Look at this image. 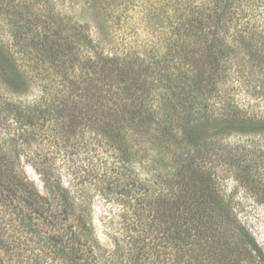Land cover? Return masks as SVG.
<instances>
[{"label":"trees","instance_id":"1","mask_svg":"<svg viewBox=\"0 0 264 264\" xmlns=\"http://www.w3.org/2000/svg\"><path fill=\"white\" fill-rule=\"evenodd\" d=\"M77 1L0 0V264H264L217 173L264 204V0Z\"/></svg>","mask_w":264,"mask_h":264},{"label":"rangeland","instance_id":"2","mask_svg":"<svg viewBox=\"0 0 264 264\" xmlns=\"http://www.w3.org/2000/svg\"><path fill=\"white\" fill-rule=\"evenodd\" d=\"M44 6H48L50 3L55 4L56 0H38ZM58 0V5L61 3ZM78 5L80 6V13L85 14L84 10L89 8L91 2L88 0H78ZM63 5H66V2H63ZM137 5V4H136ZM61 5L57 7V9H61ZM94 15V20L96 16L101 17V14H98L96 10L90 8ZM119 9V8H118ZM89 11V10H87ZM119 9V13H120ZM140 8L134 5H130L128 10L125 13H122V17L126 18L125 23H131L134 26V23L140 22L139 15ZM121 22V25H123ZM96 23H98L97 27H99V32L102 34L103 30H106L104 26V22H102L101 18L96 19ZM135 30L127 28V30H118V26H115L113 29L112 36L114 41V46H121L126 39H131L135 35ZM2 37H5L3 32H0ZM245 101H248L246 98L241 97ZM260 110L264 113V100L259 102ZM264 147V144H263ZM24 171L28 178L34 182L36 187L43 193L42 182L39 176L32 170L29 166L24 167ZM62 173V172H60ZM218 177L221 179V184L225 189L226 193L233 198L234 207L236 213L239 218L245 224L249 232L253 235V237L257 240L260 246L264 249V204L256 201V197L253 196V193L250 192L243 185L238 184L234 181L230 175V173L223 167L217 168ZM63 184L65 187L74 192L76 189L75 184L77 185V181L75 180L71 182L72 179L68 177V175H64L62 177ZM79 187V185H77ZM80 188V187H79ZM92 188V187H91ZM90 197V201L92 202V213L94 215V220L96 223L97 234L103 243L104 246L108 247L110 250H115L118 245L121 246V243L114 241V238L122 239L125 236V232L123 228L120 227V219L118 217V211L120 208L105 198H103L98 192H95L92 188V191L88 193ZM124 247L123 245L120 249L116 250L117 257H120L123 254Z\"/></svg>","mask_w":264,"mask_h":264}]
</instances>
